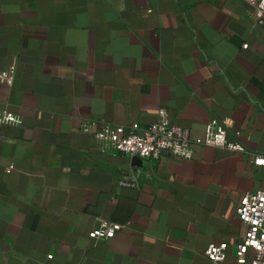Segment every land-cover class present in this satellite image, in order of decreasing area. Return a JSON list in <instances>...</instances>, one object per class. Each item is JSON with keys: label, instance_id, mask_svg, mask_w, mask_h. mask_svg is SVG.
Returning a JSON list of instances; mask_svg holds the SVG:
<instances>
[{"label": "crops", "instance_id": "crops-1", "mask_svg": "<svg viewBox=\"0 0 264 264\" xmlns=\"http://www.w3.org/2000/svg\"><path fill=\"white\" fill-rule=\"evenodd\" d=\"M254 21L246 0H0V110L20 119L0 126V264H214L203 252L222 241L219 264H251L250 250L236 259L235 211L264 190ZM161 110L192 139L215 117L247 150L195 144L188 159L151 160L94 139ZM102 222L124 227L94 243Z\"/></svg>", "mask_w": 264, "mask_h": 264}, {"label": "built area", "instance_id": "built-area-1", "mask_svg": "<svg viewBox=\"0 0 264 264\" xmlns=\"http://www.w3.org/2000/svg\"><path fill=\"white\" fill-rule=\"evenodd\" d=\"M253 7L256 28L264 26V0H246ZM9 72L0 74V82H9ZM20 119L17 115L0 110V126L17 125ZM90 124L82 125L83 131H88ZM125 132V133H124ZM94 139L101 145L102 150L111 149L124 153L130 157L142 159H159L163 153L188 159L192 155L193 145L219 147L233 153L246 151V146L240 140L239 131H231L219 119L212 117L204 127L201 138L192 139L191 131L170 122L167 114L161 110L157 121L145 127L133 124L126 129L122 126L102 124L94 132ZM257 165H264V156L255 155L253 159ZM121 185L135 186V181H123ZM237 218L245 225L246 231L237 247L236 259L238 263L246 262V254L250 250L253 256L251 264H264V190L246 192L242 195L236 207ZM124 226L114 222H102L88 233V238L94 243L112 238ZM227 243H209L203 255L211 263L219 264L223 261ZM51 258V255H48Z\"/></svg>", "mask_w": 264, "mask_h": 264}]
</instances>
